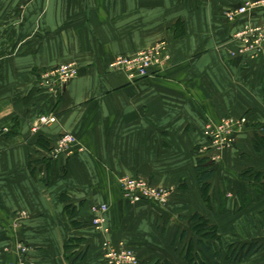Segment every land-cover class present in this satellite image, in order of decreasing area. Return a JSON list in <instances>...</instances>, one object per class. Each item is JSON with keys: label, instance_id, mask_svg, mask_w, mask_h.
Returning a JSON list of instances; mask_svg holds the SVG:
<instances>
[{"label": "crops", "instance_id": "0c3cea01", "mask_svg": "<svg viewBox=\"0 0 264 264\" xmlns=\"http://www.w3.org/2000/svg\"><path fill=\"white\" fill-rule=\"evenodd\" d=\"M26 1L0 0V129H9L0 136V264H108L105 242L123 243L139 264H189L184 252L197 239L188 223L195 212L223 236L234 228L240 243L261 244L251 264H264V191L253 195L241 177L246 169L264 173V153L253 148L254 135H264L253 127L264 123V51L231 57V25L220 14L245 0ZM242 21L261 23L264 9ZM159 40L169 58L149 76L130 81L110 68L115 56ZM66 62L76 64L77 75L56 96L41 90L36 72ZM45 112L56 122L31 132ZM243 115L250 126L212 165L210 191L223 202L216 212L197 183L195 147L207 121ZM63 133L81 149L43 159L38 138L50 147ZM121 176L174 194L164 206L130 203ZM101 203L108 204L106 233L89 221L90 206ZM72 237L81 239L71 249L83 253L76 262L64 256ZM219 264L235 263L222 253Z\"/></svg>", "mask_w": 264, "mask_h": 264}, {"label": "built area", "instance_id": "2783aa9c", "mask_svg": "<svg viewBox=\"0 0 264 264\" xmlns=\"http://www.w3.org/2000/svg\"><path fill=\"white\" fill-rule=\"evenodd\" d=\"M264 8V0L245 1L239 6L223 11L224 19L233 25L230 35L233 47L229 50L231 57L243 56L256 58L264 51V21L259 24L243 22L242 18L254 13L256 10ZM167 44L165 41L153 43L146 48L131 55H117L110 62L112 71H121L130 81L150 75L151 69L163 66L167 62ZM77 75V66L74 62L60 63L56 66L43 69L38 74V84L41 90L49 95L56 96L62 88ZM56 122L54 113L38 114L30 123L31 132H38L42 126ZM246 117L239 118L223 117L217 122L212 120L204 124V142L198 148V154L208 156L210 160L216 161L224 149L232 148L237 133L246 125ZM8 127L0 129V136L8 132ZM77 147V140L71 133L61 134L51 146L47 155L54 159L61 154L71 155ZM118 185L125 200L130 203H138L142 200L154 202L156 204H166L171 196L172 190L154 185L142 177L121 176L118 178ZM108 204L101 203L90 206V223L100 232H108L104 225ZM19 253H23L25 248L22 244L16 245ZM105 258L108 264H139V260L134 251L123 243L118 247L104 243ZM13 264H30L22 259Z\"/></svg>", "mask_w": 264, "mask_h": 264}, {"label": "trees", "instance_id": "16d2710c", "mask_svg": "<svg viewBox=\"0 0 264 264\" xmlns=\"http://www.w3.org/2000/svg\"><path fill=\"white\" fill-rule=\"evenodd\" d=\"M233 28V25H231L232 30ZM183 34L184 32H182L181 26L179 24H176L174 27V36L180 37ZM40 71L41 70L36 72L37 77ZM243 116L246 117V125L250 126L248 117L246 115ZM254 126L260 127V129H262L264 128V123H259L253 125V127ZM38 144L45 149V152L42 153L43 159L49 158L47 153L50 150L51 146L49 147L47 141L43 140L40 137L38 138ZM200 145L201 144L195 147V155L197 159L195 165V173L197 183L199 185V189L201 191V195L205 204L209 208H213V210H215L216 212H222L223 202L219 205V203L214 199V193L212 194L210 191L209 181L215 174V170L212 168V165L215 162L210 160L208 156L198 154L197 150ZM253 148L256 152L264 153V135H254ZM241 177L250 181V193H253V195H256L257 197L261 196L264 191V173L246 169L241 173ZM220 194L223 195L221 192ZM140 202L150 201L142 200ZM64 209L69 213H73L74 211V208L71 209L68 205H66ZM188 223L191 231L197 237L195 244L189 243L184 252V258L189 264H219V257L222 253L226 254L227 260H230L235 264H251V260L263 247L258 243H240L238 241V235L235 233L234 228H232L231 232L227 236H223L218 232V226L215 223H212L209 218L198 212L190 215ZM80 241V238L72 237L65 243L64 256L66 259H71L72 262H76L83 257L82 252L71 250L73 249V247H76V245H78L77 243H79Z\"/></svg>", "mask_w": 264, "mask_h": 264}, {"label": "rangeland", "instance_id": "374dc122", "mask_svg": "<svg viewBox=\"0 0 264 264\" xmlns=\"http://www.w3.org/2000/svg\"><path fill=\"white\" fill-rule=\"evenodd\" d=\"M31 0H28V1H26V2H30ZM245 1H248V0H245ZM244 1V2H245ZM249 1H251V0H249ZM261 9H264V8H261ZM261 9H259V10H261ZM257 11V10H256ZM221 14V16L223 17V11L220 13ZM224 18V17H223ZM225 20V19H224ZM229 39V43L231 44V48L233 47V43H232V37H231V35L228 37ZM160 41H162V40H159V41H156V42H154V43H158V42H160ZM164 41V40H163ZM166 44H167V42H166ZM167 53H168V44H167ZM229 53V52H228ZM169 54V53H168ZM242 117V116H241ZM220 119H222V118H220ZM220 119H218V120H212L213 122H217V121H219ZM55 123V122H54ZM51 124H53V123H51ZM51 124H49V125H51ZM49 125H46V126H49ZM247 127H249L248 125H245L244 127H243V129L242 130H244V129H246ZM204 128V127H203ZM241 130V131H242ZM241 131L240 132H238L237 133V136L241 133ZM76 138V137H75ZM76 140H77V138H76ZM237 140V139H236ZM235 145H236V141H235V143H234V145L232 146V148H228V149H224L222 152H221V154H220V157L222 156V154L225 152V151H227V150H231V149H233L234 147H235ZM220 157L216 160V161H214V162H217L219 159H220ZM138 177V176H137ZM144 179V178H143ZM146 181H148V182H150L151 183V181H149V180H147V179H145ZM246 182V181H245ZM153 184V183H152ZM250 185V184H249ZM244 187L246 188V185L245 186H243V191H244ZM168 189H170V188H168ZM251 189V188H250ZM172 190V189H171ZM217 190L219 191V187L217 188ZM246 191H248L249 192V190H246ZM173 194H174V191L172 190V193H171V196H170V199H169V201L171 200V198H172V196H173ZM214 194H216V192H214ZM224 195H225V193H223ZM244 195H245V193H244ZM225 197V196H224ZM168 201V202H169ZM168 202L166 203V204H168ZM151 203H153V204H156V203H154V202H151ZM166 204H164V205H166ZM156 205H159V206H164V205H160V204H156ZM90 210V209H89ZM108 211V210H107ZM107 213V212H106ZM20 216L22 217H25L26 216V213L24 212V213H21L20 214ZM22 217V218H23ZM106 227H107V225H106V221H105V224H104ZM95 229V228H94ZM107 229H108V227H107Z\"/></svg>", "mask_w": 264, "mask_h": 264}]
</instances>
